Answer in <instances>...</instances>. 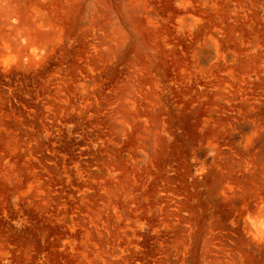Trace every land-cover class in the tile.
<instances>
[{
    "label": "rangeland",
    "instance_id": "obj_1",
    "mask_svg": "<svg viewBox=\"0 0 264 264\" xmlns=\"http://www.w3.org/2000/svg\"><path fill=\"white\" fill-rule=\"evenodd\" d=\"M0 264H264V0H0Z\"/></svg>",
    "mask_w": 264,
    "mask_h": 264
}]
</instances>
